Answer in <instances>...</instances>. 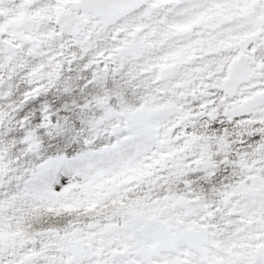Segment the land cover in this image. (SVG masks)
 <instances>
[{
    "label": "snow or ice",
    "instance_id": "snow-or-ice-1",
    "mask_svg": "<svg viewBox=\"0 0 264 264\" xmlns=\"http://www.w3.org/2000/svg\"><path fill=\"white\" fill-rule=\"evenodd\" d=\"M0 264H264V0H0Z\"/></svg>",
    "mask_w": 264,
    "mask_h": 264
}]
</instances>
